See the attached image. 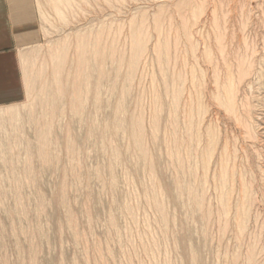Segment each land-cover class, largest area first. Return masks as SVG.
<instances>
[{
    "label": "rangeland",
    "instance_id": "rangeland-1",
    "mask_svg": "<svg viewBox=\"0 0 264 264\" xmlns=\"http://www.w3.org/2000/svg\"><path fill=\"white\" fill-rule=\"evenodd\" d=\"M35 2L0 264H264V0Z\"/></svg>",
    "mask_w": 264,
    "mask_h": 264
},
{
    "label": "crops",
    "instance_id": "crops-1",
    "mask_svg": "<svg viewBox=\"0 0 264 264\" xmlns=\"http://www.w3.org/2000/svg\"><path fill=\"white\" fill-rule=\"evenodd\" d=\"M35 0H0V109L26 99L22 52L41 38Z\"/></svg>",
    "mask_w": 264,
    "mask_h": 264
},
{
    "label": "bare ground",
    "instance_id": "bare-ground-1",
    "mask_svg": "<svg viewBox=\"0 0 264 264\" xmlns=\"http://www.w3.org/2000/svg\"><path fill=\"white\" fill-rule=\"evenodd\" d=\"M226 93H227L226 105L229 109L233 110L235 106V89L232 84H230V86L226 90Z\"/></svg>",
    "mask_w": 264,
    "mask_h": 264
}]
</instances>
